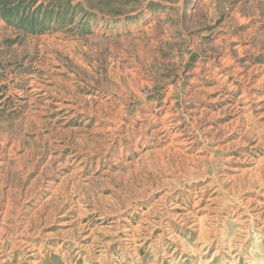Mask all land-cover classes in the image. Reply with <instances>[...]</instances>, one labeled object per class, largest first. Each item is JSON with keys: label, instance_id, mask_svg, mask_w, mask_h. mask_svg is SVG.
<instances>
[{"label": "rangeland", "instance_id": "rangeland-1", "mask_svg": "<svg viewBox=\"0 0 264 264\" xmlns=\"http://www.w3.org/2000/svg\"><path fill=\"white\" fill-rule=\"evenodd\" d=\"M167 230L264 264V0H0V264H169Z\"/></svg>", "mask_w": 264, "mask_h": 264}, {"label": "crops", "instance_id": "crops-1", "mask_svg": "<svg viewBox=\"0 0 264 264\" xmlns=\"http://www.w3.org/2000/svg\"><path fill=\"white\" fill-rule=\"evenodd\" d=\"M196 225H197L196 223H193L190 226H196ZM163 238H164V241H163ZM163 238H162V241H163L162 244L165 245V247L160 248L163 250L162 253L160 254V260L167 261L168 263H169V261L172 260V261L176 262L175 264H179V262H178L179 257H185V255L187 257H208L210 255L211 248L213 247L212 243L203 244L200 246L199 251L191 252L188 254L185 251L186 250L185 245L176 238V235L173 231L167 230ZM120 239L122 241H125L129 246L133 243L132 233L128 229V227H124L122 229ZM145 239H146V237L144 238V240ZM169 245L172 246L171 253L166 251V248L169 247ZM217 248L218 249L215 251V254H213L210 257L219 256L217 254V252H220L222 255L228 254L229 255L228 257H237L238 256L236 253H232L233 250L229 249L228 245H223V246L221 245L220 247H217ZM220 248H221V250H220ZM202 250H204V251H202ZM176 253L179 254L177 258L174 256ZM167 257H170V258L172 257V258H171V260H169L170 258H167ZM209 261H210V259L206 260V262H209ZM203 264H206V263L203 262Z\"/></svg>", "mask_w": 264, "mask_h": 264}, {"label": "bare ground", "instance_id": "bare-ground-1", "mask_svg": "<svg viewBox=\"0 0 264 264\" xmlns=\"http://www.w3.org/2000/svg\"><path fill=\"white\" fill-rule=\"evenodd\" d=\"M127 233V232H126ZM177 248V247H176ZM229 248V247H228ZM207 249V248H206ZM221 250V249H220ZM204 251V250H202ZM207 253V252H206ZM228 253V252H227ZM177 254V253H176ZM229 256V255H228ZM167 258H170V257H167ZM172 258V257H171ZM171 258L169 260H171ZM234 258V257H233ZM160 261V260H159ZM233 261V260H232ZM170 264H175L176 262L175 261H169Z\"/></svg>", "mask_w": 264, "mask_h": 264}]
</instances>
